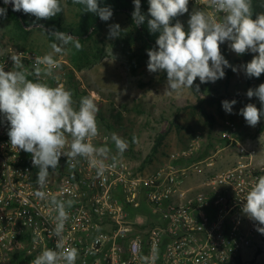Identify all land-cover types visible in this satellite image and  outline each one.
Listing matches in <instances>:
<instances>
[{
	"label": "clouds",
	"instance_id": "obj_1",
	"mask_svg": "<svg viewBox=\"0 0 264 264\" xmlns=\"http://www.w3.org/2000/svg\"><path fill=\"white\" fill-rule=\"evenodd\" d=\"M73 3L82 6V13L94 14L105 22L113 16L112 7L102 5L101 0H73ZM133 3L134 23L139 26L146 22L150 33L159 34L156 47L147 50V70L150 73L166 72L164 95L176 93L180 97L188 89L200 93V84L215 83L224 78L226 68L233 72L243 70L247 78H259L264 74V11L255 12L253 0H202L204 7L193 8L190 13L189 0H148L147 15L141 10V0H133ZM4 4H11L13 11L30 14L37 21L51 20L64 11L62 0H4ZM261 6L264 7V3ZM186 13L189 14L187 29L178 19ZM4 19H7V8L0 7V20ZM108 27V39L121 35L119 23ZM47 32L54 37L49 45L50 51L35 56L31 70L23 63L22 52L10 54L13 63L9 70L0 65V122L8 125L11 148L30 153L33 167L38 169L37 189L33 195L39 200H47L50 211L56 213L50 233L55 237V246L45 247L31 264H76L78 249L68 246L64 235L70 219L68 209L76 200L59 199L44 191L50 170L60 166L63 156L67 158L66 167L69 169H75L83 160L95 169L97 178H102L109 168L121 163L117 157L123 156L129 142L118 133H111L116 155H111L109 146L93 143L99 134L96 94L81 97L77 106L72 90L62 83L53 86L48 82V78H56L54 71L61 67L57 57L67 55L70 48L79 51L83 45L70 33L55 29ZM224 43L237 55L250 52L254 54L253 58L242 65H232L221 52ZM197 77L200 84L193 87ZM246 95L249 99L258 98L262 106L258 108L255 103H248L239 111L246 123L255 127L264 116V83L249 88ZM236 103L235 99H225L222 107L226 113L232 114ZM137 140L133 135L131 142ZM262 141L264 133L260 136ZM109 158L113 161L111 165L106 163ZM242 200L245 201L242 213L256 223L259 233L264 234V175L258 177ZM96 231H102L99 225ZM103 239L102 235L97 236L95 243ZM131 248L135 254L138 250L136 242H132ZM89 251L95 254L94 247ZM156 259L155 246L149 255L141 257L143 264H155Z\"/></svg>",
	"mask_w": 264,
	"mask_h": 264
},
{
	"label": "built area",
	"instance_id": "obj_2",
	"mask_svg": "<svg viewBox=\"0 0 264 264\" xmlns=\"http://www.w3.org/2000/svg\"><path fill=\"white\" fill-rule=\"evenodd\" d=\"M189 5L204 7L202 0H189ZM12 52L24 54L29 70L40 56L28 49L5 50L0 52L5 70L12 66ZM54 81L65 83L64 78ZM7 132L8 125L0 122V264H31L45 247L55 246L50 233L56 213L47 200L33 195L38 169L30 153L11 148ZM199 137L196 133L186 147L166 154L157 167L117 158L123 166L117 163L102 178L86 161L69 169L67 158L61 157L44 191L76 200L68 209L64 234L67 245L78 249L76 264H143L141 257L154 246L155 264H246L248 249L264 247V234L241 210L242 199L260 176L250 164L226 167L198 186H185L187 168L180 161L196 155ZM108 139L99 131L93 143ZM101 235L104 239L95 243ZM132 242L137 244L135 254ZM93 247L94 255L89 251Z\"/></svg>",
	"mask_w": 264,
	"mask_h": 264
},
{
	"label": "rangeland",
	"instance_id": "obj_3",
	"mask_svg": "<svg viewBox=\"0 0 264 264\" xmlns=\"http://www.w3.org/2000/svg\"><path fill=\"white\" fill-rule=\"evenodd\" d=\"M62 3L66 19H75V10L67 5L66 0H62ZM113 23H119L122 32L118 38L108 39V26ZM131 31L132 25L124 14L114 15L109 21H104L102 27L87 40L89 52H95L97 47L102 49L101 55L93 58L90 65L82 69L75 67L70 60L72 48L67 55L57 57L61 67L54 72V77L64 78L65 87L73 91L75 103L87 92L95 93L98 97V130L109 135V139L98 146L107 145L112 149L111 155H116V149L111 144L113 132L107 130L104 120L100 118L102 116L110 123L113 121L111 99L115 102L114 106L123 112L125 127L117 126L118 134L125 138L126 133H131L138 138L133 147L136 153L124 152L122 157L117 158H125L139 165L150 153L157 133L168 132L165 145L157 157L177 151L186 145L188 138L191 141L198 133L199 149L195 160H203L206 164L202 165L204 174H215L226 167L246 163L264 175V141L260 142V136L264 133V116L257 126L252 127L239 114L240 109L248 103L262 107L258 98L247 97L249 86L243 70L234 72L228 82L225 75L212 83L217 88L213 93H216L218 100L213 105L203 104L215 116V122L211 125L198 108V97L193 89L185 90L180 97L176 93L164 95L167 77L162 72L150 73L147 64L141 65L136 71L131 69L126 48V39ZM53 40L54 37L36 26L20 30L11 20H0V52L28 49L43 55L50 51L49 45ZM229 51L232 58L238 57ZM55 79L48 78V82L55 86ZM76 90L78 96L74 93ZM97 91H100V95ZM225 99L237 101L232 114L226 113L222 107ZM245 256L246 264H264V247L261 250L252 247L246 251Z\"/></svg>",
	"mask_w": 264,
	"mask_h": 264
},
{
	"label": "trees",
	"instance_id": "obj_4",
	"mask_svg": "<svg viewBox=\"0 0 264 264\" xmlns=\"http://www.w3.org/2000/svg\"><path fill=\"white\" fill-rule=\"evenodd\" d=\"M68 6L72 7L75 10V19L69 21L64 16V11L57 16L53 17L51 20H39L37 21L36 18L30 14H25L22 11L16 12L13 11L11 5H5L4 0H0V7L7 8V19L11 20L17 28L20 30H26L29 27L36 26L37 28L41 29L42 31L46 32L51 30H59L64 31L67 33L72 34L74 37L80 40L83 48L79 51L75 50L74 48L71 49L70 60L75 65V67L82 69L90 65L93 58H98L101 53L102 49L97 47V50L93 53L89 52L87 49V40H89L93 35L98 31L99 28L102 27L104 21H102L98 16H95L91 13H82V6L76 5L73 3V0H66ZM102 5H110L113 9V16L118 14H124L127 18L130 25H132L133 31L128 33V38L126 39V48L127 53L129 55V64L133 71H136L141 65L147 64L148 62V55L147 50L153 47H156L155 41L158 37V33L153 34L150 33L147 27V23L143 25L137 26L133 19H132V12L134 11V3L133 0H101ZM264 3V0H253V8L255 12L264 11V7L261 4ZM63 9L64 4L62 3ZM149 3L148 0H141V10L143 13L147 15ZM193 7L189 5V13L192 11ZM184 24L185 28L187 29V20L189 19V14H184L183 16L178 17ZM175 21H173L174 23ZM43 25V26H41ZM46 30V31H45ZM135 44L136 46L133 47L132 45ZM221 52L225 56L226 59L232 65H238L239 63H246L253 58L252 53L248 52L242 56L237 58H232L230 55L229 47L227 43L221 44ZM163 75L166 77V72H162ZM225 73L227 76V82L231 79L234 72L231 68H226ZM246 82L249 88L257 87L259 84L264 83V74H261L259 78H247ZM195 84H200V81L196 79L194 82ZM217 88L213 87L212 82L200 84V93H196L198 97V108L200 109L203 116L209 121L211 125L215 122V116L205 109L203 106L204 103H209L211 105L215 104L218 100L216 97ZM194 91V90H193ZM74 93L78 96L77 90ZM89 92L85 93L88 95ZM97 94L100 95V91H97ZM84 95V96H85ZM223 98V97H222ZM80 98L76 101V105L78 106ZM111 105L113 108L111 110L112 114L111 117L113 121L110 123L104 117L100 116L102 120H104V124L108 131L118 133L117 126L125 127L124 120H123V112L116 108L115 102L110 99ZM168 132L163 131L159 132L154 136L153 145L151 151L141 163V167H145L148 164H151L157 154L161 151L164 141L166 139ZM132 134L126 133L125 139L129 142V147L125 152H133L136 153L133 149L134 143H132ZM112 146L115 147L113 143ZM260 250L262 248H259Z\"/></svg>",
	"mask_w": 264,
	"mask_h": 264
},
{
	"label": "crops",
	"instance_id": "obj_5",
	"mask_svg": "<svg viewBox=\"0 0 264 264\" xmlns=\"http://www.w3.org/2000/svg\"><path fill=\"white\" fill-rule=\"evenodd\" d=\"M187 140H188V142L186 144H188L190 142L189 138ZM164 143H165V141H164ZM184 147H186V145H183V147H181V148H184ZM195 157H196V155L193 154L189 157V159L184 158L183 160H181V163H180V167H186L187 168V172L183 176V180H185V186L186 187L198 186L201 184L202 180H206V178L209 175L213 174V172H209V173L204 174L202 169H203V166H206V164L202 160L196 161ZM166 160H167L166 155L158 156V157L156 156L154 158V160L152 161V163L148 164V165L152 168L157 167L160 163H162L163 161H166ZM188 162L190 164H188ZM195 164H197V166H195Z\"/></svg>",
	"mask_w": 264,
	"mask_h": 264
},
{
	"label": "water",
	"instance_id": "obj_6",
	"mask_svg": "<svg viewBox=\"0 0 264 264\" xmlns=\"http://www.w3.org/2000/svg\"><path fill=\"white\" fill-rule=\"evenodd\" d=\"M9 5H11V4H9ZM12 6V5H11Z\"/></svg>",
	"mask_w": 264,
	"mask_h": 264
}]
</instances>
